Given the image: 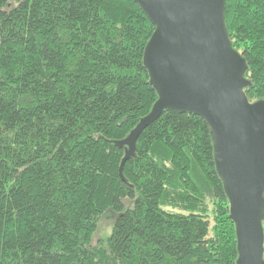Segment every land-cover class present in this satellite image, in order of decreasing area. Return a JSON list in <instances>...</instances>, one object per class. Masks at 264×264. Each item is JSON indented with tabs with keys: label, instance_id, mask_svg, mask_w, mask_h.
I'll return each mask as SVG.
<instances>
[{
	"label": "trees",
	"instance_id": "1",
	"mask_svg": "<svg viewBox=\"0 0 264 264\" xmlns=\"http://www.w3.org/2000/svg\"><path fill=\"white\" fill-rule=\"evenodd\" d=\"M225 20L264 99V0H226ZM153 29L133 0H0V264H236L200 116L164 110L119 174L113 141L157 99Z\"/></svg>",
	"mask_w": 264,
	"mask_h": 264
},
{
	"label": "water",
	"instance_id": "2",
	"mask_svg": "<svg viewBox=\"0 0 264 264\" xmlns=\"http://www.w3.org/2000/svg\"><path fill=\"white\" fill-rule=\"evenodd\" d=\"M154 29L143 63L157 99L124 139L119 174L164 110L200 116L234 223L236 264H264V99L250 101L247 63L230 40L226 0H133Z\"/></svg>",
	"mask_w": 264,
	"mask_h": 264
},
{
	"label": "rangeland",
	"instance_id": "3",
	"mask_svg": "<svg viewBox=\"0 0 264 264\" xmlns=\"http://www.w3.org/2000/svg\"><path fill=\"white\" fill-rule=\"evenodd\" d=\"M116 216L117 214L113 213V211H109L102 216L99 221L98 228L93 235V241H97L102 238L105 239L110 234L111 227Z\"/></svg>",
	"mask_w": 264,
	"mask_h": 264
}]
</instances>
